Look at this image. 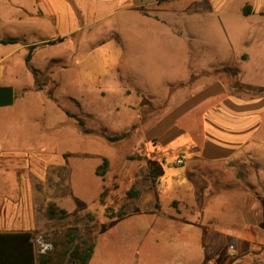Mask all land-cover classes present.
Returning <instances> with one entry per match:
<instances>
[{"label": "rangeland", "instance_id": "1", "mask_svg": "<svg viewBox=\"0 0 264 264\" xmlns=\"http://www.w3.org/2000/svg\"><path fill=\"white\" fill-rule=\"evenodd\" d=\"M61 1L0 0V37L35 45L25 64V44L0 43V85L14 89L0 107V203L12 202L46 264L70 263V225L93 243L86 264H243L229 240L213 255L199 209L175 198L188 178L175 158L198 150L196 130L170 133L169 117L156 124L198 85L264 90V16L241 17L234 5L211 17L203 0ZM41 2L62 14H43ZM50 204L67 214L50 218ZM11 249L1 237L0 252L23 264Z\"/></svg>", "mask_w": 264, "mask_h": 264}, {"label": "crops", "instance_id": "2", "mask_svg": "<svg viewBox=\"0 0 264 264\" xmlns=\"http://www.w3.org/2000/svg\"><path fill=\"white\" fill-rule=\"evenodd\" d=\"M47 1L53 4L62 2ZM203 1L204 14L211 17L216 10L225 6L230 9L234 5L239 8L241 17L264 16V0H243L240 3H233V0ZM46 2L39 4L43 14H62ZM210 5H218V9ZM244 9L249 10L247 14ZM108 11L109 8L103 13ZM244 55L240 53L236 58L245 60ZM2 73L0 66V82H3ZM214 83L198 85L187 92L185 100L179 105L174 104L156 124L160 126L169 117L171 124L167 127L170 133L195 129L199 136L198 150L192 147L188 156H182L188 178L178 185L180 189L174 188L175 198L183 208L199 209V239L205 240L213 255L218 254L221 240L225 239L224 242H231L230 246L241 263L264 264V90L242 88L245 91L239 95L228 93ZM182 116L185 120L180 123L177 118ZM177 124L182 129L175 128ZM11 209L12 202L3 196L0 231L28 230L22 227V221L12 214ZM214 223L218 225L215 228ZM222 223H226L230 230L223 229L226 226Z\"/></svg>", "mask_w": 264, "mask_h": 264}, {"label": "trees", "instance_id": "3", "mask_svg": "<svg viewBox=\"0 0 264 264\" xmlns=\"http://www.w3.org/2000/svg\"><path fill=\"white\" fill-rule=\"evenodd\" d=\"M249 10L244 9L243 12L245 14L248 13ZM18 42V39L16 37H2L0 38V43L6 44V43H16ZM34 44L27 45V51L24 55V63L28 64V62L31 60L32 57V50L34 49ZM30 71L33 75L34 83L38 89L41 88L42 82L37 77V70L34 68H30ZM68 114V113H67ZM70 116H74L71 114H68ZM77 123L81 127L83 132H87L88 130L84 127L83 120L80 118H77ZM121 136H108L107 139L111 141H117L121 139ZM107 164V159L103 158L102 163L99 165V168H101V172L97 173H103L104 172V166ZM105 192L102 193L104 196ZM127 194L129 195H137L139 194L138 191H128ZM101 202L103 200L101 199ZM57 206L54 204H50L49 206V212L52 218L55 216ZM59 212L65 216L67 214L66 210L63 208L58 209ZM121 211H118V215H121ZM88 218L92 219V216L88 214ZM65 241L67 243L66 248L63 249L62 255L69 258L70 263L69 264H86L88 260L91 258L92 252H93V243H89L88 240L84 237V234L80 227L78 225H70L65 230ZM4 236L9 237L11 241V251L18 253L17 251H20L22 255L26 257L23 264H46V262L42 259H40V254L37 252L36 249V237L34 236L33 230H19V231H0V239L1 237L4 238ZM15 249V250H14ZM7 256H4L0 252V264H13V258L14 256L11 254H6Z\"/></svg>", "mask_w": 264, "mask_h": 264}, {"label": "water", "instance_id": "4", "mask_svg": "<svg viewBox=\"0 0 264 264\" xmlns=\"http://www.w3.org/2000/svg\"><path fill=\"white\" fill-rule=\"evenodd\" d=\"M14 101V89L11 85H0V107L12 105Z\"/></svg>", "mask_w": 264, "mask_h": 264}, {"label": "built area", "instance_id": "5", "mask_svg": "<svg viewBox=\"0 0 264 264\" xmlns=\"http://www.w3.org/2000/svg\"><path fill=\"white\" fill-rule=\"evenodd\" d=\"M175 163H176V164H183V158L180 157V156L176 157V158H175ZM230 247H232V246H230Z\"/></svg>", "mask_w": 264, "mask_h": 264}]
</instances>
